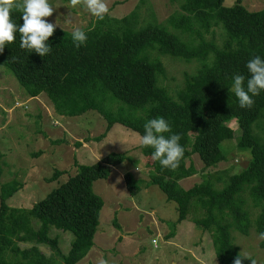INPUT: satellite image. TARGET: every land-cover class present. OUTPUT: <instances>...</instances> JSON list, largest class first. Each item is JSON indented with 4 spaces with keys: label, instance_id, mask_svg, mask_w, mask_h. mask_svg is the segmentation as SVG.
I'll list each match as a JSON object with an SVG mask.
<instances>
[{
    "label": "trees",
    "instance_id": "16d2710c",
    "mask_svg": "<svg viewBox=\"0 0 264 264\" xmlns=\"http://www.w3.org/2000/svg\"><path fill=\"white\" fill-rule=\"evenodd\" d=\"M225 1L183 0L182 13L168 22L180 35L157 22L139 27L137 13L120 20L111 16L98 20L83 30L87 40L79 48L70 32L54 31L46 42L51 51L44 57L20 47L22 10L13 7L10 18L17 26L16 39L0 52V66L13 73L29 98L46 95L59 117L78 118L89 111L98 112L108 129L96 142L116 126L142 139L144 124L163 117L172 130L164 135L181 136L184 156L173 171L153 160L154 150L141 144V153L151 169L149 184L158 186L169 201L177 203L179 220L174 228L186 221L191 211L202 210L203 216L194 219V224L211 234L219 264H233L240 249L233 243L232 229L248 236L253 227L244 195L250 196L259 210L254 222L256 232L259 236L264 233V137L258 138L253 130L261 122L257 127L264 134V90L253 97L251 108H241L229 90L237 74L245 77L246 87L250 59H264V10L250 11L241 1L227 7ZM214 30L223 34L221 45L215 37L206 38L215 36ZM153 52L201 64L195 74L186 77L178 98L160 85L166 66L152 57ZM233 121L241 131L239 147L251 152L250 164L239 174H208L201 183L183 189L180 182L197 175L196 168L187 164L193 155L199 156L205 169L225 160L221 145L234 140V131L228 127ZM127 160L124 154L112 153L93 165H78L74 176L31 208L10 207L7 201L22 185H5L0 195V264L81 262L94 246L105 207L93 191V183L110 178ZM59 175L56 172L49 181H56ZM125 181L131 195H137L139 186L130 173ZM221 182L224 187L219 189L216 183ZM35 222L39 224L37 229ZM53 227L73 233L68 254L59 249L57 238L50 237ZM31 242L48 246L52 254L46 256L37 246L20 247ZM260 248L264 249V239ZM243 264H251V260L244 259Z\"/></svg>",
    "mask_w": 264,
    "mask_h": 264
},
{
    "label": "rangeland",
    "instance_id": "374dc122",
    "mask_svg": "<svg viewBox=\"0 0 264 264\" xmlns=\"http://www.w3.org/2000/svg\"><path fill=\"white\" fill-rule=\"evenodd\" d=\"M241 1L250 11L264 10V0H226L225 6ZM22 3V0H14ZM108 13L105 16L123 18L132 13L138 15V26L157 22L168 25L173 15L182 13L183 0H105ZM54 8L53 15L45 19L59 26L55 31L72 33L75 27L89 29L98 19L81 5L70 7V0H48ZM69 6V8L67 7ZM70 15L72 23H65ZM171 32L179 34L169 26ZM206 35L215 37L221 45L220 30ZM180 35V34H179ZM183 36V35H182ZM185 39V36H183ZM161 59L166 73L160 85L173 97L186 85V77L195 74L201 64L187 63L172 56L152 53ZM258 122L254 134L263 139ZM262 125V124H261ZM228 127L234 131L233 141L224 142L221 150L225 160L216 167L204 168L198 155H193L187 164L193 165L197 175L183 180L180 185L189 190L201 183L206 175L216 172L232 176L241 173L252 160L251 152L239 147L241 131L236 121ZM108 123L96 111H89L78 118L59 117L46 95L29 98L13 73L0 66V195L5 185L18 182L21 189L7 201L10 207L31 208L43 200L59 185L77 173L78 165H93L112 153L124 154L128 160L116 167L108 179L93 183V191L105 202L100 213V225L94 238V246L78 264H98L103 259L108 264H219L211 234L196 226L194 219L203 216V211H191L186 221L174 228L179 220L178 205L169 201L158 187L150 185L151 169L141 153V138L122 126H116L105 139H95L107 134ZM194 139V136H192ZM56 172L61 173L50 182ZM130 173L139 186V193L131 195L125 175ZM224 184L216 183L221 189ZM247 210L250 208L253 227L251 234L244 236L232 229V239L242 255H249L257 264H264L262 239L254 228L259 210L252 199L244 195ZM231 222V219L228 218ZM35 228L39 224L35 222ZM175 233V237H171ZM51 238H57L58 247L66 255L70 251L74 235L52 228ZM37 246L46 255L52 254L45 245L34 242L20 244L22 249Z\"/></svg>",
    "mask_w": 264,
    "mask_h": 264
},
{
    "label": "clouds",
    "instance_id": "9594fccd",
    "mask_svg": "<svg viewBox=\"0 0 264 264\" xmlns=\"http://www.w3.org/2000/svg\"><path fill=\"white\" fill-rule=\"evenodd\" d=\"M78 5L98 20H103L108 13L105 0H70V7L74 8ZM13 7L22 10L23 24L18 28L20 47L44 57L51 51L46 42L53 36L55 28L59 26L58 22L53 24L45 19L52 16L54 12L48 0H22V3L18 4L14 0H0V52H3L6 44L13 43L16 39L17 26L10 18ZM65 23H72L70 15L66 17ZM71 37L77 48L87 40L85 31L79 27L73 29ZM246 68L250 74L246 87L245 77L237 74L233 77L232 86L229 88L231 94L238 99L241 108H251L254 104L253 97L264 90V59L255 56L247 62ZM171 132L170 125L163 117L149 119L144 124L141 144L154 150L152 159L159 161L163 168L175 171L184 156V148L179 143L181 140L179 134L164 135ZM260 238L264 239V233L260 234ZM244 259H250L251 264H257L251 256L242 255V252L236 255L233 264H243ZM98 264H108V262L101 259Z\"/></svg>",
    "mask_w": 264,
    "mask_h": 264
}]
</instances>
